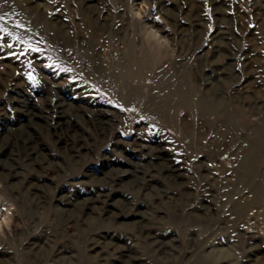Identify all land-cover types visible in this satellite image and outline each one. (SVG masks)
I'll return each instance as SVG.
<instances>
[{
	"label": "rangeland",
	"instance_id": "obj_1",
	"mask_svg": "<svg viewBox=\"0 0 264 264\" xmlns=\"http://www.w3.org/2000/svg\"><path fill=\"white\" fill-rule=\"evenodd\" d=\"M198 261L264 264V0H0V264Z\"/></svg>",
	"mask_w": 264,
	"mask_h": 264
},
{
	"label": "bare ground",
	"instance_id": "obj_2",
	"mask_svg": "<svg viewBox=\"0 0 264 264\" xmlns=\"http://www.w3.org/2000/svg\"><path fill=\"white\" fill-rule=\"evenodd\" d=\"M47 8V7H46ZM148 32H150V31H148ZM151 33V32H150ZM154 33V32H153ZM149 34V33H148ZM155 35V34H154ZM148 37H150V36H148ZM155 39H156V37H155ZM152 45V44H151ZM159 47V46H158ZM160 50V49H159ZM153 52V51H152ZM155 52V51H154ZM157 52V51H156ZM157 54V53H156ZM258 146V145H257ZM251 153H252V151H251ZM251 153H249V156H250V154ZM254 156V155H253ZM249 161V160H248ZM253 166V163L252 162H246L245 163V167L246 168H250V167H252ZM206 258V257H205ZM195 264H205L203 261H198V262H196Z\"/></svg>",
	"mask_w": 264,
	"mask_h": 264
}]
</instances>
